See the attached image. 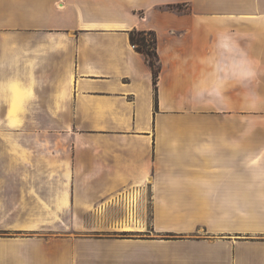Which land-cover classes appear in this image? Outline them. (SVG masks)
Listing matches in <instances>:
<instances>
[{
	"label": "crops",
	"instance_id": "0c3cea01",
	"mask_svg": "<svg viewBox=\"0 0 264 264\" xmlns=\"http://www.w3.org/2000/svg\"><path fill=\"white\" fill-rule=\"evenodd\" d=\"M132 29L155 34L156 92ZM222 31L257 62L259 102L241 86L190 100ZM9 79L33 97L24 116L0 107V264H76V241L92 238L75 233L119 223L122 201L129 219L138 187L152 190V217L191 225L140 242L182 247V264H264V0H0ZM210 246L232 248L231 262Z\"/></svg>",
	"mask_w": 264,
	"mask_h": 264
},
{
	"label": "rangeland",
	"instance_id": "374dc122",
	"mask_svg": "<svg viewBox=\"0 0 264 264\" xmlns=\"http://www.w3.org/2000/svg\"><path fill=\"white\" fill-rule=\"evenodd\" d=\"M140 190V199L137 200L136 206L133 208V214L129 219H125L127 215V204H120L119 215L121 216L120 222L108 223L107 225H94L90 224L80 232L75 233V237H91L92 239H82L83 241H76V250L80 249L85 251L84 253L75 252V263H89V264H182V247L175 244H157L152 242L147 244L146 242H140L141 240H177L182 239V232L189 228L190 222L182 221L178 223L179 217L174 215L171 217V211L158 212L155 210L153 217L151 212L150 193L152 190L150 187H138ZM114 204H105L103 211L100 215L114 214ZM114 211V212H113ZM216 215L215 211L209 209L208 213L201 214L202 218H212ZM152 217V220H151ZM193 219V217H192ZM239 226L246 223L249 220L247 217L238 216ZM153 221V224H152ZM154 225V228H153ZM96 226H103L100 229ZM228 226H236V223H230ZM131 228V230H125L124 228ZM157 231H170L166 233ZM97 230V231H95ZM98 238V239H95ZM99 238H112L118 239L114 241H103ZM133 239L138 242H131ZM204 249V248H203ZM216 253L218 250L219 262L228 263L232 260V248L218 249L217 246H210ZM217 249V251H216ZM211 250V252H212ZM193 249H188L186 255H191ZM205 253H197L195 260H207L210 256L209 249L204 250ZM189 258V257H188ZM237 258L240 260L241 251H237Z\"/></svg>",
	"mask_w": 264,
	"mask_h": 264
},
{
	"label": "clouds",
	"instance_id": "9594fccd",
	"mask_svg": "<svg viewBox=\"0 0 264 264\" xmlns=\"http://www.w3.org/2000/svg\"><path fill=\"white\" fill-rule=\"evenodd\" d=\"M257 62L229 31L216 35L212 51L206 60V69L190 92L193 103L212 105L222 101L231 86L247 89L246 99L259 102L253 86L258 80ZM33 91L21 81H0V107L20 116L27 114L26 104L32 99ZM10 114V113H9Z\"/></svg>",
	"mask_w": 264,
	"mask_h": 264
},
{
	"label": "trees",
	"instance_id": "16d2710c",
	"mask_svg": "<svg viewBox=\"0 0 264 264\" xmlns=\"http://www.w3.org/2000/svg\"><path fill=\"white\" fill-rule=\"evenodd\" d=\"M132 44L136 45V49L142 52L148 60L152 70V82L156 92V82L158 77L157 54L155 50L156 38L153 31H139L132 29L129 33Z\"/></svg>",
	"mask_w": 264,
	"mask_h": 264
},
{
	"label": "built area",
	"instance_id": "2783aa9c",
	"mask_svg": "<svg viewBox=\"0 0 264 264\" xmlns=\"http://www.w3.org/2000/svg\"><path fill=\"white\" fill-rule=\"evenodd\" d=\"M136 47V45L135 44H132V48H135Z\"/></svg>",
	"mask_w": 264,
	"mask_h": 264
}]
</instances>
